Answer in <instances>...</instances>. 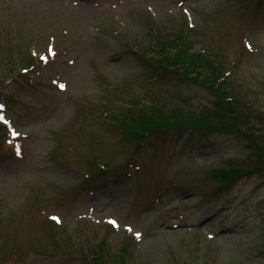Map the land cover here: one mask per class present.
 Segmentation results:
<instances>
[{
  "label": "rangeland",
  "instance_id": "374dc122",
  "mask_svg": "<svg viewBox=\"0 0 264 264\" xmlns=\"http://www.w3.org/2000/svg\"><path fill=\"white\" fill-rule=\"evenodd\" d=\"M178 25L226 55L224 87L259 124L264 0H0V264H95L106 236L133 264H264V172L211 174L250 165L246 136L174 127L142 142L115 116L217 98L142 52Z\"/></svg>",
  "mask_w": 264,
  "mask_h": 264
},
{
  "label": "trees",
  "instance_id": "16d2710c",
  "mask_svg": "<svg viewBox=\"0 0 264 264\" xmlns=\"http://www.w3.org/2000/svg\"><path fill=\"white\" fill-rule=\"evenodd\" d=\"M189 28L193 34L201 33L197 29L194 31L193 27ZM190 36L189 33L183 31L180 25L167 27L165 30L156 31L153 47L142 52L156 58L157 62L166 70L170 68L184 71L186 74L192 75L190 77L197 76L204 79L206 85L202 84L217 96L212 105H204L199 108L176 105L172 112H165L164 105L158 103L157 106L151 101L150 105L156 106L157 112L150 115L144 114L143 120H136L130 114L115 116H122L123 122L131 128L130 132L134 131L133 136L142 142L149 134L174 127L191 128L194 131L213 130L243 134L247 137L248 142L241 145L243 152L247 155L242 162L245 163L251 159L250 165L237 166L241 164L234 163L232 160L225 168L221 166L214 168L211 171L212 177L225 184L233 183L246 175L264 172V119L259 118V124L256 123L258 113L245 110L251 108L250 105L246 101L244 102L241 97L229 94L227 88L224 87V57L226 58V55H217V50H214L209 43L205 45V48L203 46L194 48L196 41ZM205 40L207 39L204 38L203 42H207ZM106 112L112 115L113 111L108 109ZM255 157L257 158L254 159ZM91 159L102 171L113 167L112 164L104 162L102 158L91 157ZM106 241L107 236L94 246L91 257L95 264H133L131 253L125 243L121 245L116 254H112L110 250L106 249L108 246Z\"/></svg>",
  "mask_w": 264,
  "mask_h": 264
},
{
  "label": "snow or ice",
  "instance_id": "6c2138e0",
  "mask_svg": "<svg viewBox=\"0 0 264 264\" xmlns=\"http://www.w3.org/2000/svg\"><path fill=\"white\" fill-rule=\"evenodd\" d=\"M51 51V50H50ZM61 87L63 88L64 86L63 85H61ZM14 135H18V133H14ZM53 219L54 220H56V219H58V218H56V217H53ZM111 223H113L114 225H115V221H112ZM137 236L139 237V234H137Z\"/></svg>",
  "mask_w": 264,
  "mask_h": 264
}]
</instances>
